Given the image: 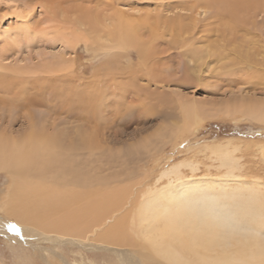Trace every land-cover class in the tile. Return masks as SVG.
Masks as SVG:
<instances>
[{"label": "rangeland", "instance_id": "1", "mask_svg": "<svg viewBox=\"0 0 264 264\" xmlns=\"http://www.w3.org/2000/svg\"><path fill=\"white\" fill-rule=\"evenodd\" d=\"M199 1L0 0V92L38 97L42 105L28 109L40 121L50 115L56 119L61 145L79 147L71 151V163L106 178L96 189H129L121 207L90 223L84 236H41L24 232L5 213L13 177L0 170V264H126L129 259L166 264L130 231L131 246L103 242L100 236L120 218L127 221L140 195L162 185L160 175L178 163L197 164L195 173L180 168L187 179L225 173L210 151L218 145L235 150L236 174L264 184V121L236 110L247 100L264 101V9L240 10L234 18L225 7L207 9ZM227 27L236 31V46L246 39L243 52L253 43L250 53L257 63L234 60L231 36L221 34ZM123 29L130 37L119 36ZM63 36L82 41L69 46ZM208 46H223L231 59L218 61L199 52ZM185 71L190 82L183 85ZM85 97L98 110L87 121L68 117L78 113L77 106L81 111ZM181 99L205 102L216 113L187 127ZM7 106L0 104L2 119ZM20 113H13L17 120ZM27 127L20 119L14 130ZM85 135L92 137V149H80ZM64 150L61 154H68ZM9 222L21 231H8Z\"/></svg>", "mask_w": 264, "mask_h": 264}, {"label": "bare ground", "instance_id": "2", "mask_svg": "<svg viewBox=\"0 0 264 264\" xmlns=\"http://www.w3.org/2000/svg\"><path fill=\"white\" fill-rule=\"evenodd\" d=\"M198 5L207 9L216 7L218 10L220 7H225L236 18L240 10L249 12V10L259 9V7L264 9V0L247 2L200 0ZM191 19L193 18L191 17ZM227 29L229 28L227 27ZM235 32L231 27L226 32H221L225 38L227 34L231 36V52L234 55V60L240 58L246 62L254 63L255 61L257 63L250 53L252 48L250 46L253 43L249 42L243 52L242 49L247 41L243 39L236 46L238 37ZM128 34L129 31L123 29L119 36L123 38ZM128 36L130 37V35ZM59 38L62 43L74 47L82 41L80 38H71V36ZM130 45L133 46L132 43ZM221 49L224 50L223 46H208L197 51L205 53L208 58L216 57L218 61L230 60L229 55L231 54L225 55ZM194 52L192 55H200ZM197 59L198 62L203 60L200 57ZM190 63H194V61L190 59ZM188 77V71H185L181 77L183 85L190 82ZM164 82L166 85L169 83L167 80ZM9 93L0 92V104H6L8 106L5 108H10V111L7 109L2 111L5 116L4 119L0 118V170H8L13 177V184L4 206L5 213L23 225L24 232L35 231L41 236L52 234V236L57 235V237L63 238L65 236L76 238L84 236L91 227H89L90 223L94 224L102 218L103 214H106L105 212L121 207L127 198L129 189L124 187L110 192H105L101 188L96 189L98 181L101 183L102 180L105 183L106 178L96 177L93 171L94 174H91L89 167H78L80 165L75 166L71 163L73 154L71 151L77 150L79 147L61 145L60 134L56 130V119L50 115L51 117L48 116V119L40 121L36 119L33 112L30 111L31 109H28L31 106L37 108L35 106L42 105V102L37 99L38 97L25 96V92H12V96L8 95ZM181 101L182 99L179 102ZM83 102L80 105L81 111L77 106L78 108L75 110L78 113L74 111L68 117L75 116L87 121L92 113L98 110L97 107L93 108L88 97H85ZM202 103L204 104L192 99H183L181 102V113L187 127L191 124L199 125L205 117L216 113L212 112L205 102ZM236 107V110L242 111L245 115L264 121V101L254 102L251 99V102L247 100ZM18 110L21 112L19 118L22 123L26 122L28 125L24 131L14 130L15 122H19L20 119L17 120L13 113L17 111L19 114ZM24 111L28 113H24ZM85 136L80 149H92L94 144L92 137ZM62 147H66L64 151H67L68 154H61ZM228 147L229 144L218 145L210 150L211 154L220 162V168H224L225 173L219 176H210L207 179H205L207 176L201 178L192 176L187 179L181 174L182 172L180 173V168L188 166L195 173L198 169L197 164L193 162L175 164L176 166L160 175L158 182L163 181L162 185L155 186L140 195L138 204L136 203L132 211L130 210L129 219L126 221L124 217L120 218L115 223L116 225L111 229L108 228L110 230L100 236V241L131 246L135 245L133 239L136 237L147 243L153 254L166 264H215L214 258L194 243L193 233L167 236L159 241H151L146 239V236L153 227L155 217L162 216L165 211H173L185 202L190 204L195 216L206 220L209 225H213L217 218L222 220L237 218L242 208L258 207L259 200L264 195V184L258 180L249 181L236 174L238 160L234 157L235 150H230ZM115 177L117 178L118 175ZM68 187L72 188L67 189ZM82 202L84 203L82 204ZM76 203H80V206L72 208V205ZM158 226L163 228L164 223L161 221ZM129 231L135 236L132 237L133 239L129 236ZM247 264H261L259 256L247 259Z\"/></svg>", "mask_w": 264, "mask_h": 264}, {"label": "snow or ice", "instance_id": "3", "mask_svg": "<svg viewBox=\"0 0 264 264\" xmlns=\"http://www.w3.org/2000/svg\"><path fill=\"white\" fill-rule=\"evenodd\" d=\"M164 223L161 228L158 225ZM10 232L19 233L16 223H7ZM194 234V243L214 258L215 264H247V259L260 258L264 264V195L258 207L242 208L235 219H216L213 225L195 216L185 202L173 211L155 217L146 239L159 241L167 236ZM126 264H136L129 259Z\"/></svg>", "mask_w": 264, "mask_h": 264}]
</instances>
